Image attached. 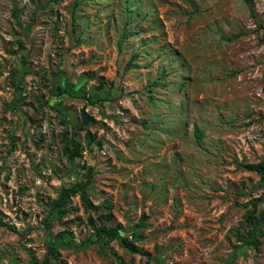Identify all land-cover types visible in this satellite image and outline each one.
<instances>
[{"label": "rangeland", "instance_id": "rangeland-1", "mask_svg": "<svg viewBox=\"0 0 264 264\" xmlns=\"http://www.w3.org/2000/svg\"><path fill=\"white\" fill-rule=\"evenodd\" d=\"M263 158L264 0H0V264H264V227L259 248L237 236L264 207L241 165ZM83 165L98 208L50 213ZM91 216L140 252L97 242Z\"/></svg>", "mask_w": 264, "mask_h": 264}, {"label": "trees", "instance_id": "trees-1", "mask_svg": "<svg viewBox=\"0 0 264 264\" xmlns=\"http://www.w3.org/2000/svg\"><path fill=\"white\" fill-rule=\"evenodd\" d=\"M27 62V57H24V64ZM134 66V65H131ZM30 71L28 67H25V72ZM22 77L18 79H13V84L15 86V93L17 98L20 100L24 98L23 87H22ZM101 85L104 86L107 82L104 76H100ZM60 93L67 92L66 88L62 85L58 86ZM94 117L86 111L84 108L81 112V124H73V131L70 132L67 127L64 132V145H63V154L70 161H74L77 158L83 155L85 151V146L82 144L81 140L78 137L79 130L85 129L87 125L94 123ZM195 136L201 141L204 137V130L199 126L195 127ZM85 138L87 141V146L97 143L101 145V141L97 139L96 133L92 132L89 129H86ZM244 166L250 170L256 171L260 174L261 182L264 184V158L257 163H247ZM84 169L87 170V180L84 182L74 183L70 186H63L61 188L59 196L51 202L50 213L57 211L60 215L67 212L66 205L70 201L71 197L80 193L83 202L87 205L88 208L97 209V205L91 199L89 186L93 180V169L92 167H86L83 165ZM110 213L108 214V217ZM90 225L94 229L96 235V241L102 243L104 246H110L113 241H118L124 248L130 252L136 253L140 252V248L137 243V237L129 238L126 235H123L120 230V225L109 226L106 224H99L91 216L89 218ZM46 226L50 225V220L48 217L44 219ZM10 229L15 230L11 225L5 223ZM245 225L246 230L240 231V228L237 229V236L240 241H244L247 245L259 248L261 244L260 235L262 234L261 228L264 227V207L261 209L257 208V205L252 210H248L245 214ZM65 237V231L58 233L56 239ZM141 237V235H139ZM57 241L49 245L48 253L57 258L60 254V251L57 248ZM48 257V256H47ZM48 264V259L46 262ZM121 264H128L124 259H121Z\"/></svg>", "mask_w": 264, "mask_h": 264}]
</instances>
